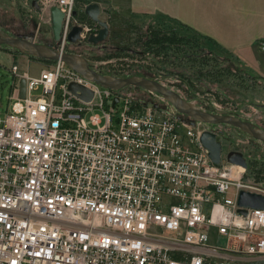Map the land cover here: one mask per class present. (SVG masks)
Returning a JSON list of instances; mask_svg holds the SVG:
<instances>
[{
    "label": "built area",
    "instance_id": "2783aa9c",
    "mask_svg": "<svg viewBox=\"0 0 264 264\" xmlns=\"http://www.w3.org/2000/svg\"><path fill=\"white\" fill-rule=\"evenodd\" d=\"M18 1L36 10L35 1L49 25L52 7L63 14L58 42L51 35L60 52L73 27L79 45L101 29L84 14L88 2L81 19L79 0ZM258 46L264 52V40ZM10 73L11 104L0 117V264H264V209L242 215L237 206L241 191L264 197V189L222 152L214 164L200 143L220 125H189L162 97L104 88L62 61L37 76L16 65Z\"/></svg>",
    "mask_w": 264,
    "mask_h": 264
},
{
    "label": "rangeland",
    "instance_id": "374dc122",
    "mask_svg": "<svg viewBox=\"0 0 264 264\" xmlns=\"http://www.w3.org/2000/svg\"><path fill=\"white\" fill-rule=\"evenodd\" d=\"M87 1L88 0H79L75 9L77 13H82L81 7ZM98 4L101 10V19L109 21V34L107 39L96 46L90 44L79 45L77 43L69 44L68 50H70L72 54L84 57L93 70L99 71L104 75L105 73H109V75L124 78V74L139 76L138 74H142L144 66H149V69H152L153 63L137 58L99 59L98 56L101 54L115 50L117 47L122 48L128 46L130 38L133 39L136 37V34L129 30L128 19L124 16V13L116 14L117 10L113 11L109 3L105 0H100ZM39 28L40 30H38ZM0 30L11 36L19 33L25 35L33 34L35 42L52 44L50 39L51 29L47 21V16L41 11L29 10L18 0H0ZM10 53L16 54V61H13ZM26 59L28 61H25ZM13 65H17L20 72L27 71L32 76H37L39 71L47 66L42 62L30 60L29 56L22 52L9 47H0V117L4 116L11 104L9 97L11 95L13 77L10 73V69ZM149 71L153 73L152 70ZM154 73L156 72L154 71ZM149 79L158 81L186 100V93L182 91L181 87L177 86L179 80L176 79V77L169 76L161 78L158 76ZM230 81L231 82L225 86L211 84V86L209 85L210 92L203 94L197 93L195 94L196 99L188 102L197 103L206 109H210L212 113L215 114L227 115L234 112L243 118L248 117L254 122L260 120L264 124V109H260L261 107L264 108V90L262 89V85L254 78H248L246 75L243 76L237 73H231ZM120 91L124 94H132L141 100H150L155 103H158V97H161L158 94L147 92L143 89L137 90L136 87H126ZM214 92H218L219 95L227 101H219L218 96H216ZM39 94L40 91L34 93L35 96ZM262 101L263 103H261ZM213 104L217 105L219 108L214 107ZM216 128L226 129L227 126L220 125ZM237 133L239 137L236 136ZM229 136L231 139L222 142V156L224 157L231 149H236L240 146L239 149H243L241 153L245 154L246 158H248V162L250 161L247 163L249 170L247 172V179L264 189V161L256 158V154H260L264 159V147H261L259 143H255L254 140H249L251 147H248L246 140H243V138L247 136L235 129ZM218 140L220 141L221 137L218 136ZM211 242H213V240ZM219 244L224 245V240H221Z\"/></svg>",
    "mask_w": 264,
    "mask_h": 264
},
{
    "label": "water",
    "instance_id": "95a60500",
    "mask_svg": "<svg viewBox=\"0 0 264 264\" xmlns=\"http://www.w3.org/2000/svg\"><path fill=\"white\" fill-rule=\"evenodd\" d=\"M32 7L39 9L35 1L32 2ZM84 14L93 22L98 24L101 29L96 37H89L87 43L90 45H98L103 43L109 34L108 23L100 18L101 10L98 3H90L84 8ZM76 12L73 13V16ZM50 29L52 40L54 43L58 42L60 37L61 24L63 14L56 8L50 9ZM81 29L77 26L73 27L68 35V42L75 44L79 40ZM9 47L16 51L22 52L29 57L41 59L45 61H62L73 71L79 73L86 79L93 81L100 86L111 89L113 91H120L126 87H136L147 92H152L161 96L165 103L172 106L178 115L184 116L188 120L189 125H194L195 122H200L209 125H224L239 130L251 139L260 142L264 146V130L250 122L242 121L238 117L231 115H221L210 113L202 110L194 103L184 100L178 93L168 89L156 80L145 78L142 76L116 77L113 75H104L93 70L88 61L81 55L72 53L60 52L54 44H41L34 41V35H8L2 33L0 30V47ZM69 91L84 100H90L91 94L84 88L69 84ZM25 81L20 80V98L24 97ZM77 92H80L78 95ZM118 100L114 98V103ZM157 105H155V108ZM264 107V105H263ZM200 143L208 151V156L214 164L220 162L222 152L221 142L218 140L216 133L203 132L200 136ZM226 159L229 163L239 165L244 169L248 168L247 161L244 155L239 151H229L226 154ZM237 206L243 208L239 213L246 215L245 209H264V197L250 192L241 191L237 198Z\"/></svg>",
    "mask_w": 264,
    "mask_h": 264
},
{
    "label": "crops",
    "instance_id": "0c3cea01",
    "mask_svg": "<svg viewBox=\"0 0 264 264\" xmlns=\"http://www.w3.org/2000/svg\"><path fill=\"white\" fill-rule=\"evenodd\" d=\"M105 1L113 11L117 10L116 14L124 13L129 25L186 26L200 37L205 49L228 58L264 90V52L258 46L264 40V0ZM10 54L16 61V54Z\"/></svg>",
    "mask_w": 264,
    "mask_h": 264
},
{
    "label": "trees",
    "instance_id": "16d2710c",
    "mask_svg": "<svg viewBox=\"0 0 264 264\" xmlns=\"http://www.w3.org/2000/svg\"><path fill=\"white\" fill-rule=\"evenodd\" d=\"M87 2L99 3L100 1L88 0ZM78 16L85 19L83 14H78ZM129 30L135 33L136 37L130 38L128 46L117 47L115 50L101 54L98 56L99 59L137 58L147 60V62L153 63L154 69L144 66L142 75L147 78L176 77L179 80L177 86L186 93L187 101L196 99L195 94L197 93L210 92L211 84L219 86L229 84L231 73L252 78L249 74L235 67L228 58L219 57L205 49L201 44L200 37L190 32L184 25L174 28L168 24H130ZM66 51L72 53L68 48ZM29 59L42 62L47 66L53 63L32 57ZM149 70H152L153 73ZM105 75H109V73H105ZM124 76L129 77L131 75L124 74ZM136 89L140 90L139 88ZM214 94L218 96L219 101H227L218 92H214Z\"/></svg>",
    "mask_w": 264,
    "mask_h": 264
},
{
    "label": "flooded vegetation",
    "instance_id": "af4514ba",
    "mask_svg": "<svg viewBox=\"0 0 264 264\" xmlns=\"http://www.w3.org/2000/svg\"><path fill=\"white\" fill-rule=\"evenodd\" d=\"M92 3H96V2H92ZM107 22V21H106ZM1 32L2 33H5V34H7L6 32H3L2 30H1ZM16 35H25V34H23V33H19V34H16ZM28 35H30V34H28ZM139 76H142V77H144L142 74H138ZM195 105H197V106H199L202 110H204V111H207V112H210V113H212V111L210 110V109H206V108H204L203 106H201V105H198L197 103L195 104ZM260 109H264V108H260ZM221 115H226V114H221ZM227 115H231V116H235V117H238L239 119H241L242 121H246V122H250V123H252L253 125H255V126H258V127H260V128H262L263 130H264V124L260 121V120H258L257 122H254V121H251L248 117H242V116H239L238 114H236V113H230V114H227ZM218 131H219V133H218V136L219 137H221V145H222V142L223 141H226V140H228V139H231V137L229 136L230 134H231V132L233 133V130H234V128H232V127H229V126H227V128L226 129H217ZM235 130H237V129H235ZM239 131V130H238ZM240 132V131H239ZM240 133H242V132H240ZM243 134V133H242ZM245 135V134H244ZM236 136L237 137H239V134L237 133L236 134ZM247 136V135H246ZM248 137V136H247ZM247 137H244V138H246V139H244L243 138V140L245 141L246 140V142H247V146L248 147H251V143L249 142V140H253V139H251L250 137V139L249 138H247ZM243 141V142H244ZM254 142L255 143H259V145L261 146V147H264L260 142H257V141H255L254 140ZM245 143V142H244ZM240 148V146L239 147H237L236 149H231L232 151L233 150H235V151H239V152H243V149L241 150V149H239ZM230 150V151H231ZM243 155H244V158L246 159V161H247V163H249L248 162V158H246V156H245V154L243 153ZM256 158H258V159H260V160H262V161H264V159L262 158V156L260 155V154H256ZM259 163V162H258ZM248 165V164H247ZM250 166V165H249Z\"/></svg>",
    "mask_w": 264,
    "mask_h": 264
}]
</instances>
